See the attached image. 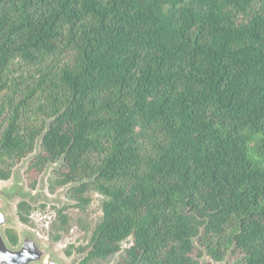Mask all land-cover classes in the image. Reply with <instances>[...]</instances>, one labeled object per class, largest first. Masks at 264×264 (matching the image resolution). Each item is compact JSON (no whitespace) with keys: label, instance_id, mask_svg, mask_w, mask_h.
<instances>
[{"label":"trees","instance_id":"obj_1","mask_svg":"<svg viewBox=\"0 0 264 264\" xmlns=\"http://www.w3.org/2000/svg\"><path fill=\"white\" fill-rule=\"evenodd\" d=\"M38 144L79 264H264V0H0V181Z\"/></svg>","mask_w":264,"mask_h":264},{"label":"rangeland","instance_id":"obj_2","mask_svg":"<svg viewBox=\"0 0 264 264\" xmlns=\"http://www.w3.org/2000/svg\"><path fill=\"white\" fill-rule=\"evenodd\" d=\"M39 151L40 145L38 149L36 148L35 153L31 156H34L36 153L38 154ZM23 162L24 160L15 167L11 179L9 181H0V185L5 187L10 186L13 183L14 172L17 170V168H21L23 166L24 169L21 171V174L23 182L25 184V190L31 191L32 194H37L39 188L42 187L43 194L51 201H39L37 204H31L30 202L26 201L32 207L35 208L31 215V224L27 226L22 224L17 216V204L21 202V200H15L10 206L11 212L13 213L14 219L16 220V226L12 229L16 230L18 235L22 230L30 231L31 233L36 235L38 239L41 240L45 245L51 246L54 252H56L57 255L65 263L70 264L74 260L78 259L77 264H79L82 260H84L85 254L79 253L77 249L82 246H86L90 242L92 231L95 227L98 218L101 215L98 197L93 196V204L90 206L86 213L80 212L79 210L72 207L74 205V202L71 201L68 197V189L70 188V186L58 189L53 194L49 191V179L52 175V171H54L59 166L58 164L47 165L44 172L40 175L38 179L36 189L33 190L29 187V182L25 176L30 162H28V164H24ZM42 205L45 207L42 208ZM3 206H5V204L0 202V207ZM63 207H68L66 213L71 218V229L69 233H64L62 235V239L60 242H55L53 241V236L55 234L52 226L55 223L57 217L54 208L61 209ZM71 247H73V254L71 257H68L66 255V251ZM115 262V259H111L108 261L100 260L93 264H115ZM202 262H211V258L207 255H204V257L202 258ZM227 262L228 258L222 263L213 262V264H227Z\"/></svg>","mask_w":264,"mask_h":264},{"label":"water","instance_id":"obj_3","mask_svg":"<svg viewBox=\"0 0 264 264\" xmlns=\"http://www.w3.org/2000/svg\"><path fill=\"white\" fill-rule=\"evenodd\" d=\"M39 144L37 145V149ZM37 156H31L24 160V164L32 161ZM17 168L14 172L13 183L8 186L0 185V202L5 206L0 207V264H67L51 246L45 245L36 235L30 231L22 230L19 234V244L13 246L9 243L5 230L16 226V220L11 212L10 206L15 200L28 201L37 204L39 201H51L39 188L37 194L25 190L21 171ZM78 259L70 264H77Z\"/></svg>","mask_w":264,"mask_h":264}]
</instances>
